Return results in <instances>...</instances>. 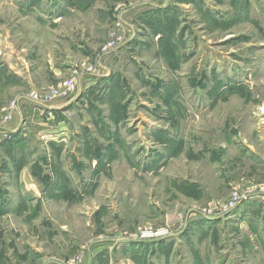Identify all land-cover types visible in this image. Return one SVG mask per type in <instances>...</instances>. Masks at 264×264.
Returning a JSON list of instances; mask_svg holds the SVG:
<instances>
[{
	"label": "rangeland",
	"instance_id": "rangeland-1",
	"mask_svg": "<svg viewBox=\"0 0 264 264\" xmlns=\"http://www.w3.org/2000/svg\"><path fill=\"white\" fill-rule=\"evenodd\" d=\"M13 102L0 264H264V0H0Z\"/></svg>",
	"mask_w": 264,
	"mask_h": 264
},
{
	"label": "built area",
	"instance_id": "built-area-1",
	"mask_svg": "<svg viewBox=\"0 0 264 264\" xmlns=\"http://www.w3.org/2000/svg\"><path fill=\"white\" fill-rule=\"evenodd\" d=\"M109 47H110L109 50H107L106 52L113 51L118 46L115 47L112 44ZM94 72H95V68L92 65L85 67L80 72L76 70V74H77L76 76L62 81L57 87H53V88L46 90L44 92H38V91L34 90L30 94V99H33L34 101H37L41 104H45L47 102L54 101L56 99H66L70 96L71 93L78 90V88L80 86V82H81L82 78H84V76L91 75ZM16 108H17V102H13L9 107L4 109L2 111V113L0 114V124L1 123L6 124V123L12 121L13 120V114L16 111ZM11 137H12V133L11 134L7 133L5 135V138H11ZM262 191L263 192H259V193L264 194V189ZM254 192L255 191H250V192L245 193V194H239L237 191L233 192L232 196H231V204L232 205L230 207H228L227 210L231 211V210L237 208L241 203H243L247 199L251 198L252 194Z\"/></svg>",
	"mask_w": 264,
	"mask_h": 264
},
{
	"label": "crops",
	"instance_id": "crops-1",
	"mask_svg": "<svg viewBox=\"0 0 264 264\" xmlns=\"http://www.w3.org/2000/svg\"><path fill=\"white\" fill-rule=\"evenodd\" d=\"M16 114L17 113H14L15 119H13L12 121H10V122H8L6 124H0V140H4L5 139V135L7 133H12V132H14V131H16L18 129L20 123H19V120L17 119L18 115H16ZM256 195H264V194L259 193V192H254L252 194V196H256Z\"/></svg>",
	"mask_w": 264,
	"mask_h": 264
}]
</instances>
